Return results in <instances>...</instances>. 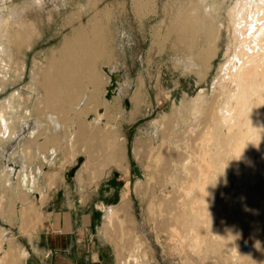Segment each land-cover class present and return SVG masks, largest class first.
Returning a JSON list of instances; mask_svg holds the SVG:
<instances>
[{"label":"rangeland","instance_id":"obj_1","mask_svg":"<svg viewBox=\"0 0 264 264\" xmlns=\"http://www.w3.org/2000/svg\"><path fill=\"white\" fill-rule=\"evenodd\" d=\"M37 1L0 0V27L1 14L13 15L18 19L25 11L21 8L31 6L25 18L37 23L40 31L34 45L30 47L24 44L22 52L19 42H5L0 38V110L5 113L10 135L18 128L21 130L24 128L18 136L5 137L0 117V235L9 232V238H11L6 241L8 244L6 259L4 263L0 261V264H24L28 256L26 247H29V241H32L33 234L45 218L43 207L46 201L49 196L55 199L58 191L61 190V186L54 185L55 180L70 179L62 188L80 197L88 192L90 194L95 192L100 180L111 171L113 179L117 182H108V186L102 187L97 193L103 196L105 192H110L114 202L126 196L127 201H122L116 208L107 210L105 218L95 219V230L97 229L100 233L97 238L107 243L106 264H264V205L263 207L261 205L256 212L251 205L255 201L257 192H259L258 198L264 203V176L256 177L259 173L264 174V150L260 148L257 152V148L251 146L249 157H252L251 166L255 168L248 173L244 168L248 166L246 161H242L243 168L236 166V146L245 139L244 132H237V125L225 126L217 131L214 138L207 137L212 140L209 153L218 156L210 172L214 182L212 191L217 194L215 203L217 201L218 205L213 212L215 219L218 217L216 219L218 224L215 222L216 227L209 224L207 213H211L203 209L208 204L200 203L199 191L195 184V180H198L196 166L202 163L199 157V153L203 152L200 143L202 125L201 121L193 122V114L190 113L189 108L194 101L200 104L203 99H206V104L198 108L196 112L206 106L214 110L221 104L217 98L212 99V85L221 75L220 68L229 59L225 50L228 43L235 42L233 34L227 37L226 29H223L221 41L214 42L217 26L211 25L210 31L206 34L198 33L192 43L180 42L173 37L166 40V27L170 16L177 18L176 14L170 13L174 12L177 5L189 2L190 5L196 6L191 19L199 18L201 12L199 10L203 5L200 0H145L144 2L140 0L141 6L136 9L134 0H96L97 2L95 0L90 2L88 0H42L45 7L36 10L35 6L40 4ZM236 2L237 0H227L223 5L230 9ZM89 4L90 9H95L96 5L100 8H105L104 6L107 5L106 7L109 8L108 13L111 18L108 48L114 52L116 59L109 68L123 71L125 75V83L117 105L109 109L107 116V120H110L113 125L114 132V144L111 147L105 144V138H102V135L91 136L89 140L82 137L81 143L71 141L70 135L74 133V122L69 114L73 110H69L68 113L66 110H60V108H69L60 101L52 105V110L58 113L56 120L59 126L55 131L54 124L46 118L48 106L46 108L41 106L45 96L44 89L38 86L39 77L33 79L32 76V71L38 66L45 68L50 51L58 49L64 41L65 34L72 29L70 24L79 23L78 5ZM224 12L223 9V15ZM34 13L38 14L29 18V14ZM83 16L85 21L86 15ZM200 18L204 17L201 15ZM69 19L73 22L67 29L63 28L61 25L66 24ZM165 20L168 22L165 23ZM16 47L19 48L15 49ZM191 58L195 66H191ZM219 92L218 89L216 93L219 95ZM7 97L13 98L11 105L5 103L4 99ZM21 101H23L22 104ZM31 115H34V118H31ZM75 118L79 121L78 116ZM23 119H26L25 123ZM166 121L171 122L169 127ZM38 122L40 123L37 126ZM208 124L210 119H205L203 126L206 127ZM172 125L175 129L171 127ZM31 130L37 132L32 135ZM165 130H167L166 134ZM190 131L192 132L188 134ZM174 132L176 135L172 134ZM178 145L180 148H177ZM172 146L177 147L172 148ZM116 148L120 152H117ZM183 150L185 158L182 160ZM110 155H114L116 160H109ZM192 156L196 159H191ZM88 157L92 158L91 163L86 166L88 163L86 161L80 166V160H86ZM193 163L196 168L193 167ZM182 164L185 166L182 167ZM134 167H138L140 175L136 174ZM74 168H78L75 176L69 177L68 174ZM26 170L29 176L25 183L21 179H24ZM249 175L251 178L245 177ZM52 178H54L53 183L50 185L47 180ZM241 180L245 185H240ZM188 189L190 191L193 189L192 194L188 192ZM182 190L187 192L184 193ZM189 194L193 196L190 195V197ZM181 196L182 198H179ZM225 197L226 201H224ZM180 199H182L181 202ZM196 201L200 204L197 205ZM240 201L247 203L248 206L240 207L238 205ZM223 202L225 207L222 206ZM17 203H26V206L19 210L21 216L18 220L15 217ZM170 203L172 206L168 208ZM192 208L195 209L194 214ZM185 209L187 212H184ZM190 211L192 212L189 213ZM181 218L182 220L179 221ZM196 232L202 238L197 237ZM251 234L257 236L258 243L239 241L240 237ZM28 264L41 263L29 259Z\"/></svg>","mask_w":264,"mask_h":264},{"label":"bare ground","instance_id":"obj_2","mask_svg":"<svg viewBox=\"0 0 264 264\" xmlns=\"http://www.w3.org/2000/svg\"><path fill=\"white\" fill-rule=\"evenodd\" d=\"M90 1H92V0H88V2H90ZM134 1L137 4V5H135V3H134L135 9L139 8V6H141L140 3H142V1H140V0H134ZM144 1L145 0H143V2ZM226 1L227 0H200V2L203 4V5H201V9L199 10L201 12L199 13V18H194V19H191V17L194 16L192 13L195 11L194 7H196V6L190 5L191 3H189V2H185L182 5H177L174 12L170 13L172 15L176 14L177 15L176 19H174V18H172V16H170L169 22H168V20H165V23H166V21L168 22L167 27H166L167 28V31H166L167 33H166V37H165L166 40H169V38L171 39L173 37L175 40L189 44V43H192L195 41V36H197L198 33L199 34H201V33L206 34L208 31H210V29H212L211 25L217 26V28L215 30V35H214V42L218 43L219 41H221V38L223 36V29H226L227 37H230V35L233 34V38L235 40L234 43H228L227 44L225 54L228 55L229 59L226 61L224 66H222L220 68V74L221 75H220V77H217L215 79V81L212 85L213 86L212 99L217 98V100L221 104H219L218 107L214 108V110L211 107L206 106V107L202 108L201 111L196 112L198 108L203 107L206 104V99H203L200 104L198 102L195 103V101H194V104H191L190 108H189L191 111L190 113L193 114V119H194L193 122L201 121V125H202L201 142L199 141L202 144L201 148L203 149V150L201 149L203 152H201V150H200L201 153H199V157L201 158L202 163L198 164L196 166L197 167L196 170L198 171V180H195L196 181L195 184H196V188H198V191H199L198 195H200L199 196L200 197V203L208 204L207 206H204L205 208H203V209L207 210L211 213V214H209L206 212L209 215L208 216L209 220L206 217V215L203 214V216H204V218L206 217L205 219L208 220L209 224L213 227L217 226V225L215 226V222H216V219L218 217L215 219L216 216L214 217L215 214L213 212L216 208V205H218V204H216L217 201L215 203V200L217 199V198L215 199V197L217 194L214 193V191H212V188H213L212 185L214 184V182H213V177L211 176L212 174H210V172H211V168L214 167L216 161L218 160V158H217L218 156L212 155L211 153H209V146L212 143V140H210L207 137L212 136L214 138V135L217 133V131H219L220 129H223L225 126L237 125L238 126L237 132H244L245 133V135H244L245 139H242V142H239L236 146V153H235V155L237 157L236 158V161H237L236 166H238L241 169L244 167V165L242 163L244 161H246L248 163L247 164L248 166H246L244 168L247 170L248 173H250L255 168V167L253 168L251 166L252 165V157H249V153H250L249 149L254 146L255 149L257 148V152H258V149H260V148H262L264 150V0H237L235 5L232 6L230 9H227L228 7L227 8L224 7L225 5H223V4ZM37 2L40 4L35 6L36 10L40 9L41 7H42L41 9H43L45 7L42 0H38ZM138 4H140V5H138ZM145 4H146V2H145ZM21 6H24V5H21ZM89 6H90V4L89 5H78L79 11L77 9V12H78L79 23L77 25L75 23L70 24L71 22H73L72 19L68 20V22L66 23L67 25L66 24L61 25L63 28L66 27V29H67V27L70 24L71 25L70 27L72 29L70 30V32L68 34H65L64 39H63L64 41L60 45V47L58 49H52L50 51V54H49L47 61H46V64H45V68H41L38 66L36 70L32 71V76H33V79L39 77V80L37 81L38 86L41 87L42 89H44L43 91H44V96H45V98L42 99L43 101L41 103V106H44L43 108H46L48 106V108H46L48 110V112L46 113V118L51 123L54 124L55 131H56L57 127L59 126V124L56 120V116L58 115V113L56 110H52V105L53 104L56 105L57 104L56 101H60L64 105H67L69 107V108H60V110H62V111L66 110L67 111L66 113H68L69 110L70 111L73 110L72 113L74 115L72 113L69 114V116H72V119L74 122V124H73L74 133H72L70 135L71 141H74V142L76 141V142L81 143L80 138H82V137H86L89 140V137H91V136L93 137V136H101L102 135V138L103 137L105 138V142H106L105 144H107L109 147H111L114 144L113 143L114 132H113V125L111 124L110 120H107V116H108L109 109L113 108L114 105L119 100V95L122 93V88H123L124 83H125V81H124L125 75H124L123 71L115 70V69L113 70V68L112 69L109 68L110 64H112V62L115 59L114 52L108 48V44H109L108 41H109V34H110V31H109L110 30L109 29L110 28L109 27L110 22H109V20L111 18V16H109V13H108L109 8L106 7L107 5L104 6L105 8H100L99 5H96V8L94 7L95 9H90ZM142 6H143V4H142ZM30 8H31V6L29 8L22 7L21 10H25V11L23 12L21 17H18V19L14 18L13 15H8V14L2 15L1 14V16H2V24L0 27V38H1V40L5 41V42H10V41L19 42L21 44V52H22V46L24 44H26L30 47L32 45H34V43L36 42V36L38 35V32H40L39 27L37 26V23L32 22V20L25 18L26 14H28V10H31ZM174 8H175V6H174ZM82 9L85 11H83ZM223 9L225 11L224 15H223ZM225 9H227V10H225ZM164 10H166V9H164ZM167 13H166V15H167ZM37 14H35V13L33 15L29 14V18L35 17V15H37ZM190 14H192V16H189ZM83 15H86L85 21L83 20V17H84ZM111 15H112V13H111ZM201 15L204 17L203 19L200 18ZM168 17L169 16H167V18ZM227 22H228V25H227ZM234 46H235V50H234ZM18 48L19 47H16L15 49H18ZM190 62L192 63L191 66H195L194 65L195 62H194L193 58H191ZM33 83L36 84V82H33ZM129 85H130V83H129ZM218 89L220 91L219 95L216 93V91ZM4 101L6 104L11 105V103L13 102V98L7 97L4 99ZM22 102L23 101H21V104H22ZM5 106L8 107V105H5ZM93 108H94V110H93ZM92 111H94V113ZM194 111H195V113H194ZM165 115H163V116H165ZM77 116H78L79 121L77 120V118H75ZM0 117L2 119V126L4 129L3 134H4V136L7 137V135L9 134V126H8V122H7V119H6V116H5V113L3 110H0ZM171 117L172 116H170V118ZM31 118H34V117L31 115ZM205 119H210V124L206 125V127H204L205 125L203 126V122H205ZM25 120L26 119H23V123H25ZM169 120L171 121V119H169ZM168 121H166L165 123H169ZM39 123L40 122L37 123V126L39 125ZM165 123H164V125H165ZM170 123H169V125L167 124L168 127L171 125ZM172 124L175 126L174 123H172ZM173 125L171 127H173L175 129V127ZM167 126H165V127H167ZM188 127H190V126H187L186 128H188ZM160 128H161V126H160ZM169 129H172V128H169ZM181 130H180V132H181ZM166 131L167 130H165V132H164L165 134H166ZM175 132H176V130H175ZM175 132L172 134L176 135ZM191 132L192 131H190L188 134H190ZM58 133H59V131H58ZM181 133H183V132H181ZM168 134H170V133H168ZM179 135H177V136L179 137ZM194 135H196V134H194ZM162 136H163V134L161 135V137ZM193 137H195V136H193ZM169 139H170V137H169ZM171 139H173V138L171 137ZM184 139H186V138H184ZM164 141H167V140H164ZM172 141H174V140H172ZM167 142H169V141H167ZM175 142H171V143H175ZM189 142L191 145V141H189ZM162 143L163 142H161V145H163ZM74 145H75V143H74ZM165 146L167 147V145H165ZM165 146H163L164 149H165ZM173 146H172V148L177 147V146H175V147H173ZM84 147H85V145H84ZM160 147H159V149H160ZM187 147H188V145H187ZM177 148H180L179 145ZM177 150L175 151V153L177 152ZM116 151H117V148H116ZM118 151L120 152V150H118ZM182 152H184V150ZM151 154H153V153H151ZM157 154L158 153H156V155ZM170 155H172V154H170ZM117 157H118V155H117ZM155 157H157V156H155ZM153 158H154V156H153ZM183 158H185V152H184V157H182V160H183ZM114 159L116 160L115 156L110 155L109 160L114 161ZM191 159H196V158H194L192 156ZM197 160H198V158H197ZM80 161H81L80 166L82 165L83 162L85 164L86 161L88 162L86 166H88L89 163H91L92 158L88 157V159L87 158H86V160L81 159ZM156 161H158V160H156ZM195 161H193V162H195ZM164 162H165V160H164ZM169 164H170V162H169ZM156 165H157V162H156ZM193 165H194V163H193ZM80 166H78V167H80ZM160 166H161V163H160ZM176 166L178 167V165H176ZM184 166L185 165H183L182 167H184ZM157 167H158V165L156 166V168ZM193 167L196 168L195 165ZM180 168H181V166H180ZM213 169H216V168H213ZM77 170H78V168L72 169L70 171V173L68 174L69 177L75 176ZM194 171H195V169H194ZM189 173H192V172H189ZM219 173H220V171H219ZM167 175H168V173H167ZM183 175H185V174H183ZM160 176H162V175H160ZM178 176H180V175H178ZM263 176H264L263 173H261V174L259 173L256 175L257 178L263 177ZM157 177H158V175H157ZM189 177H188V179H189ZM195 177H196V175H195ZM245 177L251 178L250 175L245 176ZM193 178H192V180H193ZM157 181H158V178H157ZM168 181H170V180H168ZM173 182H175V181L173 180ZM177 182H179V181H177ZM184 184L182 183V185H184ZM182 185H181V187H182ZM240 185L243 186L245 184L242 181L240 183ZM190 186H192V185H190ZM157 187L159 188L158 185H157ZM193 187H195V186L193 185ZM174 188H176V187H174ZM208 188H210V189H208ZM180 189H183V188H180ZM190 189H191V187H190ZM192 190L191 191L189 190L188 192H191V194H192ZM185 191L186 190H182V192L186 193L187 191L186 192ZM217 192H218V190H217ZM191 194H189L188 196H190ZM226 195H228V194H226ZM258 195H259V192H257L255 201H253L251 203L254 212L258 211V209H259V207H261V205H262V207L264 205V203H262L261 199L258 198ZM168 196H170V195H168ZM191 196H193V195H191ZM125 197H123L122 200L127 201L126 200L127 197L126 198ZM179 198H182V196ZM186 198H188V197H186ZM226 199L227 198L225 197L224 201H226ZM181 200L182 199H180V202H181ZM187 200H189V199H187ZM190 200L192 201V198ZM194 202H193V204H194ZM191 203H190V205H191ZM198 203L199 202H197V205L200 204V203L199 204ZM224 204L225 203L223 202L222 206H224ZM170 205H171V203L168 204V208H170ZM238 205L240 207L248 206L247 203L242 202V201H240L238 203ZM21 206H22V203H17V205L15 204V209L17 210V214L15 217L17 218V220L20 219V216H21V213L19 211ZM173 207H175V206L173 205ZM157 208L158 207L156 206V210H157ZM193 208H195L194 205H193ZM193 208H192V211L194 214L195 209L193 210ZM197 208H199V207H197ZM218 208H220V207H218ZM189 209H191V207ZM230 210H231V207H230ZM185 211H186V209L184 210V212ZM192 211H190L189 213H191ZM217 212L220 213L219 211H217ZM203 213H205V211ZM216 215L218 216V214H216ZM171 218H172V216H171ZM183 218H184V216H183ZM186 218L189 221V219L191 217L189 215V219H188V216H186ZM204 218L202 217L201 219L204 220ZM201 219L199 221H201ZM181 220H182V218L179 221H181ZM178 223L180 225V222H178ZM216 223L218 224V222H216ZM244 225H245V223H244ZM204 226L206 228V225H204ZM191 227H192V225H191ZM194 227H195V225H194ZM199 227H200V225H199ZM184 228H181V229H184ZM210 229L207 228V230H210ZM185 230L188 231L189 229H185ZM200 230H199V232H200ZM205 230H203V231H205ZM192 231L194 233L193 229H192ZM197 233L198 232H196L195 234L197 235ZM190 234H192V233H190ZM182 235H184V234H182ZM9 236H10L9 232H5L3 235H0V261H1V263H4V261L6 259V255L8 253L7 252L8 244L6 241L11 239V238H9ZM199 236L202 238L201 235H199ZM199 236L197 235V237H199ZM224 237H226V236H224ZM197 239H199V238H197ZM204 239H205V237H204ZM203 241H205V240H203ZM203 241H202V243H204ZM229 241H231V240H229ZM239 241L242 243H247V242H252V241L258 243V238H257V236L251 234L250 236L240 237ZM231 243H233V242H231ZM196 246H195V248H196ZM232 255L236 256V254H232ZM135 258H137V257H135Z\"/></svg>","mask_w":264,"mask_h":264},{"label":"crops","instance_id":"obj_3","mask_svg":"<svg viewBox=\"0 0 264 264\" xmlns=\"http://www.w3.org/2000/svg\"><path fill=\"white\" fill-rule=\"evenodd\" d=\"M23 131L24 128L23 130L18 128L14 131L15 133L8 134L7 137L18 136V133ZM36 132V130L30 131L32 135ZM27 176H29L28 170L24 172V179H21L25 183ZM113 178L112 171L108 172L95 188L96 193L88 192L87 195L80 197L62 188L70 179L55 180L54 185L61 186L60 189L63 190L61 204L55 206L54 198L48 197L43 207L45 218L33 234L32 241H29V247H26L28 256L24 264H28L29 259L41 264H106L105 246L107 243L97 238L100 233L97 229L95 230V219L105 218L107 210L116 208L124 200L119 198L117 202H114L110 197L112 196L110 192H105L103 196L97 192L102 187H107L108 182H117ZM53 179L47 180V183L51 185ZM24 206L26 205L22 203L21 207Z\"/></svg>","mask_w":264,"mask_h":264},{"label":"water","instance_id":"obj_4","mask_svg":"<svg viewBox=\"0 0 264 264\" xmlns=\"http://www.w3.org/2000/svg\"><path fill=\"white\" fill-rule=\"evenodd\" d=\"M134 171L136 172L137 175H140L138 167H134ZM62 197H63V191L59 190L56 195V198L54 199L55 206H59L61 204Z\"/></svg>","mask_w":264,"mask_h":264}]
</instances>
